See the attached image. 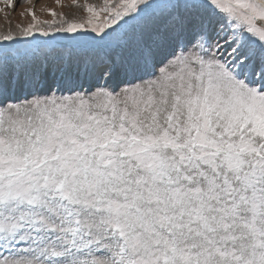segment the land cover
Masks as SVG:
<instances>
[{
    "label": "snow or ice",
    "instance_id": "snow-or-ice-1",
    "mask_svg": "<svg viewBox=\"0 0 264 264\" xmlns=\"http://www.w3.org/2000/svg\"><path fill=\"white\" fill-rule=\"evenodd\" d=\"M84 11L0 33V264H264V0Z\"/></svg>",
    "mask_w": 264,
    "mask_h": 264
},
{
    "label": "rangeland",
    "instance_id": "rangeland-1",
    "mask_svg": "<svg viewBox=\"0 0 264 264\" xmlns=\"http://www.w3.org/2000/svg\"><path fill=\"white\" fill-rule=\"evenodd\" d=\"M102 3L103 0H76L75 4L72 3V0H59V3H57V0H13L12 6L10 7L4 0H0V33L7 32L8 30L15 32L18 31L17 25L24 27L31 23V16L28 14L29 8L34 11L36 17L41 22L51 20H56L58 22L61 14H63L66 20H75L79 22L81 20H86L88 15L84 11L85 4H92L98 7ZM49 9L56 13L55 17L49 14ZM64 35L73 34H56L57 38ZM36 38L41 40L46 39L39 37L38 34Z\"/></svg>",
    "mask_w": 264,
    "mask_h": 264
}]
</instances>
